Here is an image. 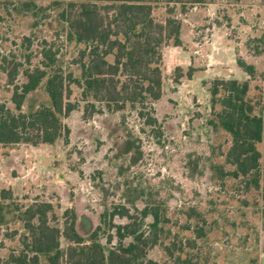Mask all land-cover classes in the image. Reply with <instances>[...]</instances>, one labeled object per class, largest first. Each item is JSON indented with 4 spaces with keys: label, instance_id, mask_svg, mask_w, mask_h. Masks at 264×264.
<instances>
[{
    "label": "rangeland",
    "instance_id": "374dc122",
    "mask_svg": "<svg viewBox=\"0 0 264 264\" xmlns=\"http://www.w3.org/2000/svg\"><path fill=\"white\" fill-rule=\"evenodd\" d=\"M26 1L0 0V105L12 111L10 98L13 86L23 80L22 70L33 68L41 58V50L56 40L51 27L52 13L47 12L33 26L30 14L18 12L20 4ZM179 18L186 24L184 41L182 46L162 48L158 101L144 103L140 108L127 105L122 111H109L102 106L101 112L86 116L83 102H79L76 109L62 118L69 133L53 145L0 143V189H10L13 201L21 208L36 200L51 203L58 216L65 209L75 210L79 216L76 229L82 236L102 224L100 214L105 208L112 210L118 205L136 217L140 230L147 235L151 219H140L139 210L148 204L159 205L166 211L168 220L164 225L170 229V235L164 233L163 241L170 242L175 236L189 235L179 230L185 220L181 210L194 204L205 211L206 227H211L206 241L197 239L189 251L195 263L264 264L263 204L242 206L237 200L245 194L240 185L236 190L229 187L228 181L225 185L210 182V158L215 162L223 160L213 156L211 148L219 143L225 149L229 142H217L216 134L206 124L210 114L207 87L214 79H249L252 95L264 100V0H214L189 8ZM56 44L62 46L60 54L64 53L62 39ZM239 59L253 65L255 76H248L237 65ZM190 65L195 71L188 79L184 72ZM14 68L17 73L10 85L7 72ZM33 97L46 100L41 89ZM70 99H78L76 89ZM137 110L154 118L155 123L146 125ZM125 140L134 141L138 151L121 154L120 146ZM131 155L140 156L132 165ZM189 160H197V166L189 164ZM139 188L145 189V195L138 197L134 206L127 203L125 195L138 194ZM180 202L184 205L179 206ZM214 219L217 225L212 224ZM62 221L59 219L60 224ZM127 221L113 218L114 224ZM103 230L106 233L102 235ZM20 234L19 222L0 226L1 262L18 244ZM106 234H114V229L103 224V243ZM60 243L63 249L67 246L64 238ZM116 244L113 238L109 245ZM146 254L156 264H172L159 244L148 247ZM61 264H67L65 258Z\"/></svg>",
    "mask_w": 264,
    "mask_h": 264
},
{
    "label": "trees",
    "instance_id": "16d2710c",
    "mask_svg": "<svg viewBox=\"0 0 264 264\" xmlns=\"http://www.w3.org/2000/svg\"><path fill=\"white\" fill-rule=\"evenodd\" d=\"M210 2L214 0L22 2L18 12L30 14L33 26L47 12L52 13L51 27L56 40L41 50V58L33 68L22 70L23 80L13 86L10 98L14 111L0 105V143L53 145L69 133L62 118L76 109L79 102H83V116H86L101 112L102 106L109 111H122L127 105L140 108L144 103L158 101L162 48L182 46L186 24L179 17L188 13L189 8ZM59 39L65 48L61 54L62 46L56 44ZM237 65L248 76H255L252 64L239 59ZM194 71L190 65L184 76L189 79ZM16 73V68L7 72L8 84L13 85ZM38 89L44 92L46 100L33 97ZM75 89L78 99L71 100ZM207 89L210 114L206 124L216 134L217 142L222 139L229 142L225 149L219 143L211 148L212 155L223 160L215 162L209 157V180L214 185H225L228 181L229 187L236 190L240 185L245 194H240L243 197L237 200L242 206L263 204L264 207V100L252 95L249 79L217 78L209 82ZM137 114L145 118L146 125L156 121L141 110ZM120 147L121 154L138 151L132 140H125ZM139 158L131 155L130 165ZM188 163L195 166L197 160ZM137 192L133 196L125 195L127 203L134 206L138 197L146 193L143 188ZM261 212L264 214V210ZM139 214L142 220L148 216L151 219L147 235L140 230L136 217L118 205L112 210L105 208L100 214L102 224L82 236L76 229L79 216L75 210L65 209L58 216L51 203L36 200L21 208L13 201L11 190L1 188L0 226L19 222L21 234L18 244L0 264H61L62 258L67 264H156L146 258L147 248L155 244L160 245L172 264H198L191 259L189 251L197 239L206 241L211 230L210 226L206 227L205 211L194 204L183 207L181 214L185 220L179 230L189 235L175 236L170 242L163 241L164 233L170 235V229L164 225L168 219L163 207L146 204ZM114 216L128 221L114 224ZM216 223L214 219L212 224ZM103 224L114 229V234H106L104 243L101 240ZM105 233L103 230L102 235ZM61 238L67 243L64 249ZM113 238L117 240L116 246L109 245Z\"/></svg>",
    "mask_w": 264,
    "mask_h": 264
}]
</instances>
